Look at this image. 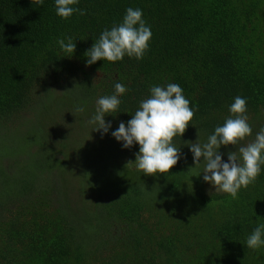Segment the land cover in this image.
<instances>
[{"label": "trees", "instance_id": "16d2710c", "mask_svg": "<svg viewBox=\"0 0 264 264\" xmlns=\"http://www.w3.org/2000/svg\"><path fill=\"white\" fill-rule=\"evenodd\" d=\"M73 7L86 14L62 19L55 0L39 7L0 0V153L7 130L39 110L77 113L82 120L73 126L84 121L91 137L78 145L72 123L56 119L29 135L20 154L0 155V264H264V245H246L264 224V165L233 198L204 188L205 162L195 165L185 144L207 142L238 95L247 101L252 134L222 145V159L229 151L239 156L264 128V0H78ZM129 7L142 10L152 32L143 58L86 65L85 52ZM69 36L71 57L57 43ZM116 83L126 92L115 116H105L112 127L102 136L89 121ZM169 83L182 88L194 116L173 138L182 154L177 164L144 175L128 163L139 145L123 148L111 133L153 86ZM57 124L65 131H55ZM64 176L79 182L80 193L62 188Z\"/></svg>", "mask_w": 264, "mask_h": 264}, {"label": "clouds", "instance_id": "9594fccd", "mask_svg": "<svg viewBox=\"0 0 264 264\" xmlns=\"http://www.w3.org/2000/svg\"><path fill=\"white\" fill-rule=\"evenodd\" d=\"M37 7L43 5L44 0H31ZM78 0H55L56 14L62 19L70 18L74 13L85 15L86 10L73 7ZM141 9H126L122 22L114 25L110 30L105 29L92 46L85 52L86 65H91L98 60L116 62L125 55L137 60L143 58L149 48L152 32L142 18ZM65 56L71 57L76 49V44L71 36L57 41ZM126 92V86L115 84V92L110 96H102L96 101L95 114L89 121L94 124L93 131H101V135L109 132L111 121H106V115L117 112L121 101L118 98ZM190 101L183 95L182 88L175 83L166 87L153 86L150 97L140 102L132 118L127 123L121 121L111 135L123 148L139 145L135 154V164L138 171L144 175L167 174L181 158L180 149L173 145V138L180 137L186 131L193 119L194 111L190 108ZM77 111H83L78 108ZM229 116L222 126L215 127L207 142L185 141L193 153V161L198 165L205 162L203 180L212 185L215 191H222L237 197L238 191L253 183L264 165V128L256 134L255 140L246 146L239 147V156L236 152L228 153V160L222 159L221 146L237 145L245 137L252 134L248 123L247 101L241 96H236L229 106ZM115 116V115H113ZM264 224L258 225L248 236L246 245L251 249H258L264 245Z\"/></svg>", "mask_w": 264, "mask_h": 264}, {"label": "rangeland", "instance_id": "374dc122", "mask_svg": "<svg viewBox=\"0 0 264 264\" xmlns=\"http://www.w3.org/2000/svg\"><path fill=\"white\" fill-rule=\"evenodd\" d=\"M27 114H25V116H27ZM56 119H57V121L59 119H61L65 123H72V129H69L68 132H70L69 135L74 136V139L78 145H82V147H84V146L89 144V140L85 137V135H86V136H88L89 139L91 138L90 135L88 134V132L86 131V123L83 121L81 128L77 127L76 125L73 126L74 123L82 120L77 116V113L71 111V112H68L66 114L64 113L63 115L57 116V112L54 110H51V111L50 110H48V111L39 110L35 113L34 117L32 119H30L28 122L21 124L20 126H16L10 130H7V132L5 133V136L2 140V143L5 146L6 152H2V153H0V155H7L8 158L12 159L16 155L20 154V150H18V147L22 146V143H24L26 145H30V142L32 139L28 138L29 135H33L35 138L37 128L40 130H43L45 128L48 129L49 124L55 123ZM65 128H66V125H58L57 124V125H55V127L53 129L55 131H60V130L63 131ZM68 132H66V133H68ZM49 141H50V143H54V137L52 136L51 139H49ZM34 142H36V141L34 140ZM34 142L32 144H34ZM66 170H67V168H65L64 171L62 170V172L68 173V172H66ZM73 177L77 178L76 175H73ZM61 179H62L61 185H62L63 189L68 190V189H75L76 188L79 190V193H80V191H81L80 185H79V182L77 180H75V182H73V181L69 180L68 177H65V176L63 178L61 177ZM0 185H1V190H2L3 185H4V180H2V179L0 180ZM56 188H58V187H56ZM204 188L207 191L215 190L214 187L212 185H210L208 182H205ZM77 193L78 192H76V195H79ZM1 199H2V197L0 195V200ZM76 209L80 211L81 208H76Z\"/></svg>", "mask_w": 264, "mask_h": 264}]
</instances>
